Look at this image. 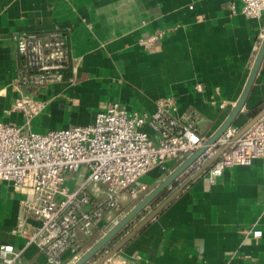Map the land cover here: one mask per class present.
I'll return each mask as SVG.
<instances>
[{
	"label": "crops",
	"instance_id": "obj_1",
	"mask_svg": "<svg viewBox=\"0 0 264 264\" xmlns=\"http://www.w3.org/2000/svg\"><path fill=\"white\" fill-rule=\"evenodd\" d=\"M237 2L0 0V122L25 124L24 116L14 110L21 66L16 38L62 32L69 57L65 81L32 91L45 102L43 112L31 119L33 132L90 125L113 103L128 112L152 114L157 101L173 98L174 117L194 114L206 144L238 105L264 39V20L230 14L229 5ZM158 32L166 34L151 47L140 44ZM263 108L264 60L242 109L247 116L240 114L232 126L242 129ZM142 130L155 138L148 127ZM207 151L87 264H96L182 188L212 157ZM191 155L163 169L152 168L140 181L146 192L136 198L124 193L122 213H106L94 234L82 239L81 249L63 256L64 263L76 264ZM215 163L105 264H264V164L256 160L226 169L211 183L209 170ZM69 178L74 188L77 178ZM104 191L102 186L97 192L99 199ZM29 196L30 190L0 183V247L13 245L20 252L17 264H48L35 240L41 221L20 207ZM18 227L25 233H14ZM253 228L263 232L261 239L244 237L242 231Z\"/></svg>",
	"mask_w": 264,
	"mask_h": 264
},
{
	"label": "built area",
	"instance_id": "obj_2",
	"mask_svg": "<svg viewBox=\"0 0 264 264\" xmlns=\"http://www.w3.org/2000/svg\"><path fill=\"white\" fill-rule=\"evenodd\" d=\"M229 10L232 16L264 20V0H238ZM165 34L158 32L140 44L151 47ZM16 49L21 66L14 110L24 116L25 124L0 122V183L31 191L20 207L41 221L35 233L38 247L48 264H65L63 256L79 251L82 239L94 234L106 213H122L124 193L139 197L147 190L140 181L152 168L163 169L168 162L186 158L205 144V138L194 114L174 117L173 98L157 101L152 114L128 112L113 103L90 125L35 133L30 122L43 112L45 102L32 91L65 81L69 62L66 36L62 32L23 34L16 38ZM145 127L155 138L142 130ZM239 132V127H229L207 151L210 157L228 146L209 170L211 183L226 169L256 160L264 164V115L235 139ZM70 175L77 178L74 188L69 184ZM102 186L104 197L99 199ZM19 232L25 233L21 227L14 231ZM242 234L253 240L263 237L254 228L244 229ZM19 258L13 245L0 247V264H17Z\"/></svg>",
	"mask_w": 264,
	"mask_h": 264
},
{
	"label": "water",
	"instance_id": "obj_3",
	"mask_svg": "<svg viewBox=\"0 0 264 264\" xmlns=\"http://www.w3.org/2000/svg\"><path fill=\"white\" fill-rule=\"evenodd\" d=\"M264 60V39L260 50L257 54L256 61L254 63L252 72L242 94V97L232 112V114L228 117L226 122L222 125V127L215 133V135L204 145L196 151L193 155H191L172 175H170L167 179H165L160 185H158L151 193H149L134 209H132L123 219H121L108 233H106L87 253H85L82 258L76 264H87L92 259H94L107 245H109L120 233H122L139 215H141L151 204L160 197V195L174 182L178 180V178L185 173L201 156H203L207 150H209L225 133V131L231 127L238 116L242 114L243 116H247L246 112L242 113V109L246 105L248 98L251 94L252 88L255 84L256 78L259 74L260 68L262 66V62ZM264 115V108L259 111L254 117H252L249 122L240 129V132L235 137L237 139L242 134H244L256 121H258ZM228 146L220 149L214 156L210 157L204 165L196 172V174L189 179L187 183L183 185V187L176 190L172 193L164 202H162L156 209L145 218L137 228H135L131 233H129L120 243H118L113 249L108 251L105 255H103L96 264H105L108 262L121 248L122 246L129 241L140 229H142L150 220H152L160 211H162L177 195L178 193L186 186L190 181L195 179L201 173H203L206 169H208L216 160L220 158V156L226 151Z\"/></svg>",
	"mask_w": 264,
	"mask_h": 264
},
{
	"label": "rangeland",
	"instance_id": "obj_4",
	"mask_svg": "<svg viewBox=\"0 0 264 264\" xmlns=\"http://www.w3.org/2000/svg\"><path fill=\"white\" fill-rule=\"evenodd\" d=\"M74 179V178H73Z\"/></svg>",
	"mask_w": 264,
	"mask_h": 264
}]
</instances>
